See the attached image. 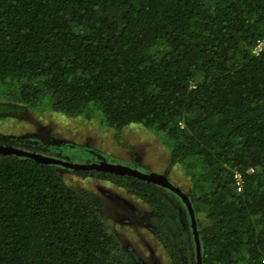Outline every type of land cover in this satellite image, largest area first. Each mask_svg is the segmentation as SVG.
I'll list each match as a JSON object with an SVG mask.
<instances>
[{
    "label": "trees",
    "instance_id": "trees-1",
    "mask_svg": "<svg viewBox=\"0 0 264 264\" xmlns=\"http://www.w3.org/2000/svg\"><path fill=\"white\" fill-rule=\"evenodd\" d=\"M263 39L264 0H0V120L28 108L100 110L116 134L132 124L161 133L192 181L202 264H264ZM60 166L0 152V264H139L106 201ZM70 170L143 200L154 219L143 226L171 264L198 263L175 192Z\"/></svg>",
    "mask_w": 264,
    "mask_h": 264
},
{
    "label": "rangeland",
    "instance_id": "rangeland-1",
    "mask_svg": "<svg viewBox=\"0 0 264 264\" xmlns=\"http://www.w3.org/2000/svg\"><path fill=\"white\" fill-rule=\"evenodd\" d=\"M113 130L104 122L100 110L91 118H70L46 108H28L21 114L1 118L0 142L10 140L18 147H39L44 155L79 163H84L83 157L89 158L88 162L125 161V165L143 172L166 175L187 194L190 192L192 181L182 166L172 164L170 149L165 138H160L161 133L139 124L128 126L119 134ZM95 154L98 157H91ZM59 168L76 189L93 191L106 201V220L112 223L122 246L133 249L139 264H171L164 246L144 227L150 209L143 200L108 181L79 176L63 166Z\"/></svg>",
    "mask_w": 264,
    "mask_h": 264
},
{
    "label": "water",
    "instance_id": "water-1",
    "mask_svg": "<svg viewBox=\"0 0 264 264\" xmlns=\"http://www.w3.org/2000/svg\"><path fill=\"white\" fill-rule=\"evenodd\" d=\"M0 152L9 153V154H16V155H24L31 157L37 161H42L44 163H52V164H58L63 167L69 168V169H98V170H105V171H111L120 173L123 175H130L135 176L144 180H147L149 182L165 186L175 192L177 195H179L182 200L187 204V207L190 211V214L192 216V222L196 233V241L195 246L198 250V263L202 264V253H201V246L199 244V234H198V227H197V217L194 211V208L192 206V203L190 201L189 195L181 189L178 185H176L174 182H172L170 179H168L165 175H162L160 173L150 172L146 173L141 170H138L136 167H132L129 165H125L123 163H110L108 161H102V162H74L70 160H64L58 157L44 155L42 153L33 152V151H26L22 150L18 147L13 146H1L0 145Z\"/></svg>",
    "mask_w": 264,
    "mask_h": 264
},
{
    "label": "built area",
    "instance_id": "built-area-1",
    "mask_svg": "<svg viewBox=\"0 0 264 264\" xmlns=\"http://www.w3.org/2000/svg\"><path fill=\"white\" fill-rule=\"evenodd\" d=\"M264 49V39L263 40H260L255 48V52L256 53H259L261 52L262 50ZM238 177L240 178V175H238Z\"/></svg>",
    "mask_w": 264,
    "mask_h": 264
},
{
    "label": "clouds",
    "instance_id": "clouds-1",
    "mask_svg": "<svg viewBox=\"0 0 264 264\" xmlns=\"http://www.w3.org/2000/svg\"><path fill=\"white\" fill-rule=\"evenodd\" d=\"M255 50V49H254ZM254 53H256L255 51H254ZM259 53H261V52H259ZM259 53H256V54H259Z\"/></svg>",
    "mask_w": 264,
    "mask_h": 264
},
{
    "label": "flooded vegetation",
    "instance_id": "flooded-vegetation-1",
    "mask_svg": "<svg viewBox=\"0 0 264 264\" xmlns=\"http://www.w3.org/2000/svg\"><path fill=\"white\" fill-rule=\"evenodd\" d=\"M97 161H98V160H97ZM102 161H105V160H102ZM102 161H101V162H102Z\"/></svg>",
    "mask_w": 264,
    "mask_h": 264
}]
</instances>
